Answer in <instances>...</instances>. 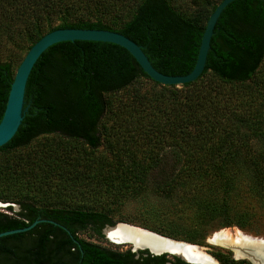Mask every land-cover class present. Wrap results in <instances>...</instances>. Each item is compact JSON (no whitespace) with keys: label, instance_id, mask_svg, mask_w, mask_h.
Listing matches in <instances>:
<instances>
[{"label":"trees","instance_id":"obj_1","mask_svg":"<svg viewBox=\"0 0 264 264\" xmlns=\"http://www.w3.org/2000/svg\"><path fill=\"white\" fill-rule=\"evenodd\" d=\"M216 5L204 1L187 13L173 0H0V36L13 41L23 34L27 52L58 28L110 30L139 45L158 72L186 75ZM263 63L262 0H235L223 9L202 74L181 86L151 80L115 44L47 48L27 79L23 119L0 147V200L19 206L0 211V233L41 219L60 226L40 222L0 237V264H187L79 237L90 231L102 238V229L114 225L87 203L136 191L146 179L167 204L195 206L209 220L222 216V227L242 228L230 219L228 198L239 176L264 188V152L254 144L264 141L256 113L264 105ZM14 74L9 61H0V120ZM105 140L113 156L107 164L94 155Z\"/></svg>","mask_w":264,"mask_h":264},{"label":"rangeland","instance_id":"obj_2","mask_svg":"<svg viewBox=\"0 0 264 264\" xmlns=\"http://www.w3.org/2000/svg\"><path fill=\"white\" fill-rule=\"evenodd\" d=\"M204 1L218 4L220 0H173L178 9L187 13L193 12L197 4L202 5ZM103 20L111 23L109 16L103 18ZM19 30L20 28H17L16 32H19ZM16 36V40L13 41L6 40L5 37L0 36V61H9L12 64L14 72H16L26 54L24 46L29 44L23 34L17 33ZM261 70L264 73V63ZM261 74L259 72L257 77H260ZM140 85L143 90H146L149 88L150 83L141 80ZM128 91H131V87L127 88L124 92ZM124 94L121 93L119 96H123ZM256 113H258V120L263 122L264 105L258 108ZM262 126H264V122ZM51 138L53 137L49 139ZM44 139L45 137H42L39 140ZM254 144L263 149L264 152V141ZM254 144L252 145L255 146ZM107 146L105 140V144L103 143L94 152V155L103 159L106 164L113 162V156ZM77 201L84 203L78 198ZM0 202L3 201L0 200ZM87 205L110 215L114 220V224L130 225L138 230H144L165 238L203 248L204 252L215 259L218 264H223L217 259L220 256L222 258L227 257L229 260H239L233 258L229 250L230 248L211 243V240L217 234H225L226 231L232 233L242 232L247 236L264 238V188L252 183L246 176H239V180L235 181L233 191L228 198L227 207L230 219L235 224H240L242 228L238 226L222 227L220 226L222 216L219 217V220H209L204 214L198 212L195 206L167 204L164 199L157 196L155 188L151 186L147 179L141 188L136 191L118 193V197H112L111 194L103 193L100 198L87 203ZM1 210L8 212L6 209ZM79 237L112 250L124 251L131 249L130 244H115L110 242L104 235L102 238H98L90 231L79 233ZM242 261L250 263L247 260Z\"/></svg>","mask_w":264,"mask_h":264},{"label":"water","instance_id":"obj_3","mask_svg":"<svg viewBox=\"0 0 264 264\" xmlns=\"http://www.w3.org/2000/svg\"><path fill=\"white\" fill-rule=\"evenodd\" d=\"M233 1L235 0H221L216 5L212 13L209 15L204 32L202 34L195 65L191 70V72L186 75H166L161 72H158L151 65L150 61L142 51L141 47L131 39L127 38L126 36L118 32L105 30V29H82V28H58L50 32H47L28 49L22 61L20 62L18 68L16 69L8 93L5 109L2 118L0 120V147L5 145L7 142H9L12 139L23 119L24 93H25V86L27 79L39 56L50 46L56 43L66 42V41L69 42L91 41V42H104V43L115 44L125 49L134 58V60L137 62V64L140 66L143 72L151 80L162 85L181 86L183 84L195 81L202 74L206 62L207 53L210 47V40L213 34L214 26L220 14L222 13L223 9ZM8 207H12V209L16 212L19 210V206L16 204L0 202V211H2L1 209H6ZM40 222H49L51 224L60 226L59 224L53 221L41 219L32 222L30 225H28L25 228L1 232L0 237L28 231ZM119 225L124 227L130 226L126 224H114L113 226L106 225L102 229V234L107 238L105 231L109 228H113ZM148 233L153 236L170 240L173 242H180L153 234L151 232ZM180 243L191 245L185 242H180ZM119 244H127V243L123 241L122 243ZM128 244L131 245V251L134 253L147 250L151 255L159 256L166 254L167 256L178 257L187 264H191L188 260L184 259L181 256H178L174 253L162 251L161 249L156 248L154 246H135L131 242ZM246 246H247L246 249L248 255H250V257L253 260H255V262L248 258H236L234 255L233 257L235 259L247 260L251 264H264V238L251 237L247 242ZM229 247L231 248L229 250H231L232 253L234 252L233 250L237 249L235 247V244L233 243H231Z\"/></svg>","mask_w":264,"mask_h":264},{"label":"bare ground","instance_id":"obj_4","mask_svg":"<svg viewBox=\"0 0 264 264\" xmlns=\"http://www.w3.org/2000/svg\"><path fill=\"white\" fill-rule=\"evenodd\" d=\"M105 232L108 240L115 244L125 241L127 244L131 242L135 246H154L162 251L181 256L188 260L191 264H218L215 259L204 252L203 248L159 238L146 231L138 230L130 226L124 227L119 225L109 228ZM250 238L251 236H247L242 232L232 233L230 231H226L225 234H217L214 236L211 243L228 248H230L229 245L233 243L237 248L236 250H233V255L235 256L236 254V258H248L255 262V260L248 255L246 249V244Z\"/></svg>","mask_w":264,"mask_h":264},{"label":"flooded vegetation","instance_id":"obj_5","mask_svg":"<svg viewBox=\"0 0 264 264\" xmlns=\"http://www.w3.org/2000/svg\"><path fill=\"white\" fill-rule=\"evenodd\" d=\"M231 251V250H230ZM231 253H232V251H231ZM232 256H233V253H232ZM235 257H236V254H235ZM176 258H178V257H176ZM234 258V257H233ZM238 260H241V259H238ZM183 261V260H182ZM186 263V262H185ZM251 264V263H250Z\"/></svg>","mask_w":264,"mask_h":264}]
</instances>
